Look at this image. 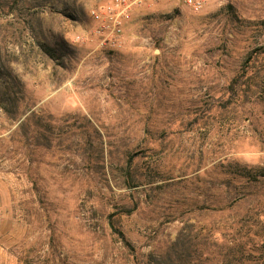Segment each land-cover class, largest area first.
<instances>
[{
  "label": "rangeland",
  "instance_id": "obj_1",
  "mask_svg": "<svg viewBox=\"0 0 264 264\" xmlns=\"http://www.w3.org/2000/svg\"><path fill=\"white\" fill-rule=\"evenodd\" d=\"M109 4L0 0V264H153L209 235L218 162L264 165L263 100L184 125L264 48V0L145 1L120 34Z\"/></svg>",
  "mask_w": 264,
  "mask_h": 264
},
{
  "label": "trees",
  "instance_id": "obj_2",
  "mask_svg": "<svg viewBox=\"0 0 264 264\" xmlns=\"http://www.w3.org/2000/svg\"><path fill=\"white\" fill-rule=\"evenodd\" d=\"M48 52L53 49L48 48ZM260 57L263 62L259 63ZM250 99L252 101L248 102ZM259 100L264 101V48L256 49L247 57L229 81L223 97L217 100L220 103L200 109L198 115L184 125L187 131L206 127L211 124L212 111L218 117L219 113L236 111L248 103L257 106ZM244 115L249 123H254L253 112L247 111ZM142 151L147 155L148 147ZM127 154L125 184L133 189L143 182V174H139L133 164L134 155ZM214 169L217 175L213 202L208 207L201 206L202 211L211 210L218 219L209 235L199 230L196 236L190 233L192 237L188 241L186 236V239L178 237L163 255L156 256L153 264H264V165L224 159ZM119 234L125 240L124 235Z\"/></svg>",
  "mask_w": 264,
  "mask_h": 264
},
{
  "label": "built area",
  "instance_id": "obj_3",
  "mask_svg": "<svg viewBox=\"0 0 264 264\" xmlns=\"http://www.w3.org/2000/svg\"><path fill=\"white\" fill-rule=\"evenodd\" d=\"M150 0H110L107 8L108 28L113 33L120 34L123 30L124 22L130 19L132 8L142 2ZM193 11H200L209 3V0H179ZM91 16L96 20H101L102 15L96 10L91 12Z\"/></svg>",
  "mask_w": 264,
  "mask_h": 264
}]
</instances>
